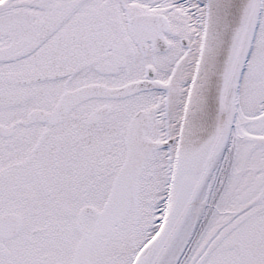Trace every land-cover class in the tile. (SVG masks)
<instances>
[{"label":"snow or ice","instance_id":"1","mask_svg":"<svg viewBox=\"0 0 264 264\" xmlns=\"http://www.w3.org/2000/svg\"><path fill=\"white\" fill-rule=\"evenodd\" d=\"M0 264H264V0H0Z\"/></svg>","mask_w":264,"mask_h":264}]
</instances>
